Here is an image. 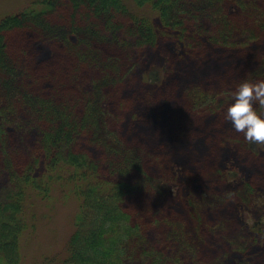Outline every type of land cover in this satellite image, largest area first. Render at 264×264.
I'll return each mask as SVG.
<instances>
[{"label":"trees","instance_id":"trees-1","mask_svg":"<svg viewBox=\"0 0 264 264\" xmlns=\"http://www.w3.org/2000/svg\"><path fill=\"white\" fill-rule=\"evenodd\" d=\"M225 1L30 0L21 11L0 17V156L3 157L0 158L3 159L0 174L6 176L0 187V264H23L28 246L39 233L40 212L45 208V216L48 211L57 213L60 205L73 209L68 235L62 239L63 247L54 253H42L34 264H178L176 239L182 236L186 244L190 235L185 218L181 216L176 233L171 234L174 239H171L168 220L176 211L161 207L165 212L161 213L163 218L156 216L153 220H148L143 211V208L159 209L157 191L167 189V181L157 180L144 172L138 148L125 147L116 137L111 138L116 133L108 128L106 116L109 113L103 98L105 86L114 81L106 72L113 73L118 69L121 59L114 57L115 54L103 57L101 49L104 43L132 49L155 47L164 32L176 42L188 40L192 33L207 30L202 19H208L210 13L219 26L215 40L223 44L211 59L221 65L229 60L237 61V57L246 63L254 58L253 62L263 67L264 36L232 42L230 37L239 28L230 14L219 9ZM262 17L264 19V15ZM262 28L264 30V24ZM243 31L250 34L247 29ZM29 32L31 34L26 37ZM53 36L59 45L55 54L53 47L44 40ZM19 40L30 41L35 50L32 56L40 58L44 72L40 80L30 72L32 67L23 62L31 46L22 48V45L17 50L15 44ZM205 41L215 49L214 52L217 51L213 38ZM61 67L67 72L52 74ZM89 67H98L105 75L83 79L92 83L91 90L83 95L72 85L83 81L79 77L83 69ZM253 75L264 76L260 66L250 77ZM143 78L144 83H150L147 73ZM245 78L249 76L238 78L235 86ZM225 80L226 75L223 82ZM231 82L218 92L203 89L194 93L190 106L185 105L172 113L180 120L175 123L172 120L166 128L180 140L190 135L191 129L185 121L188 117L196 115L202 123L208 118L210 124L207 125L197 127L196 122L192 123L202 129L193 134L212 143L205 160H214L211 166L217 176L214 186L222 187L228 183L237 191L244 180L237 186L231 180V171L238 169H233L236 167L229 159L233 148L227 147L230 145L227 137L247 140L243 133L235 131L229 120L213 124L214 119L224 115L231 100L235 88L227 87ZM137 99L143 112L134 113L131 118L137 126L149 129L150 125L142 119L148 120L154 111L145 99ZM28 113L32 114V120H27ZM12 121L15 125L8 129ZM19 130L23 136L33 130L37 140L32 146L28 143L29 152L16 155V150L20 152V145L27 140H15L13 132ZM153 140L159 139L153 137ZM97 144L119 154L123 161L116 167L105 165L87 149H81L86 146L95 149L93 146ZM246 167L243 165L245 172ZM200 171L204 169L200 168ZM133 173L140 174L135 181L129 179ZM251 174L249 169L246 176ZM146 186L150 188H142ZM131 205H142L139 206L141 211ZM235 212L241 222L240 212ZM236 217L225 219L231 221ZM257 224L247 228L258 233L256 229L260 226ZM191 246L194 245L191 243ZM261 249L252 250V256H260ZM247 251H238L240 261L244 260L241 253ZM231 252V247L225 245L222 259L228 261L229 256L234 259Z\"/></svg>","mask_w":264,"mask_h":264},{"label":"rangeland","instance_id":"rangeland-1","mask_svg":"<svg viewBox=\"0 0 264 264\" xmlns=\"http://www.w3.org/2000/svg\"><path fill=\"white\" fill-rule=\"evenodd\" d=\"M29 2L30 0H0V17L21 11ZM219 9L224 14H230V18L239 28L235 35L230 37L232 42L238 43L250 36H264L262 28L264 0H227ZM202 20L206 24L207 30L198 32L200 34L192 33L188 40L181 38V41L176 42V39L164 32L155 47L132 49L119 47L115 43L102 45L103 57L115 54L114 57L121 59L118 69H115L113 73L106 72L114 81V83L105 86L106 94L103 98L104 103H107L105 110L109 113L106 116L109 122L108 128L116 133L115 136L111 135L112 139L116 137L125 147L133 146L140 150L141 160H143L141 166L145 173L157 180L167 181L165 182L167 189L162 192L157 191L160 195H158L159 209L155 211L143 208V211L147 214L148 220H153L156 216L158 219L163 218L161 213L165 212L161 207L166 208V211H176V214L168 220L170 226L167 227V230L171 239H174L171 234H175L178 229L177 224L180 223L178 221L181 220L182 215L184 216L191 236H188L186 244L181 238L182 236L176 239L178 247L175 255L180 257L178 264H240L241 262L257 264L259 261L264 262V145L249 144L242 138L227 137L230 143V145L226 143L227 147L233 148L232 156L229 159H232L233 165L236 167L233 169H238V171H231V180L234 186L244 180L236 191L228 183L222 184V187L214 186L213 181L217 178L211 169L214 160L212 158L213 161L205 160V157L209 156L212 143L204 142L200 135L193 134L200 131L201 128H197L200 125L210 124L208 118L204 120L205 123H202L196 115L188 117L189 119L185 121L191 129L190 135L184 136L180 140L166 128V125L170 124L172 120V123L180 120L172 113L185 105L190 106L198 91L206 89L218 92L230 81L232 82L227 87L235 86L237 79L244 75L252 79H264V76L253 75L250 77L251 72L257 70L259 66L264 73V66L254 63V58L246 63L237 57V61L229 60L221 65L212 60L211 55L217 54L223 46L222 42H217L215 38V32L219 26L213 21L210 13L208 19ZM243 29L249 30L250 34H245ZM29 34L31 33L26 34V37ZM53 37L43 39L48 46L53 47L55 54L59 45L56 43L55 36ZM71 37L75 40L73 36ZM211 38L217 44L216 52L205 41ZM192 40L195 41L190 42ZM194 44L200 46L196 47ZM25 45L31 46V51L24 55L23 62L32 67L30 72H33L35 77L37 75L40 80L44 76V72L41 70L40 58L32 56L35 53L32 43L19 40L15 47L18 50L21 46L24 48ZM66 72L67 70L61 67L52 74L62 75ZM101 73L102 70L98 67L84 68L79 79L105 75V73ZM146 73L153 82L144 83L143 76ZM225 75L226 80L223 82ZM79 82L78 85L76 83L72 85L75 86L74 89L78 93L84 95L88 90H91L92 83L90 81ZM137 98L149 102L148 105L152 106L154 111V114L149 116V121L145 117L142 119V122L150 125L149 129L137 126V123L133 122L131 118L134 113L143 112ZM186 112L190 111L186 110ZM29 113L26 114L27 120H32V114ZM224 120V115H221L214 119L213 124L216 125L217 121L223 122ZM194 122L197 127L192 125ZM14 125L13 121L10 122L8 129ZM20 132L21 130L13 132L15 140L19 142L24 138L27 140L20 145V152L16 150V155L18 153L21 155L23 151L29 152L28 143L32 146L33 142L37 140L33 130L27 131L25 136ZM153 137H158L159 140L154 141ZM93 147L95 149H91L89 146L81 147V149H87L96 160L102 161V164L105 165L110 164L116 167L120 161H123L119 154L109 151L104 146L97 144ZM236 151H238L237 155ZM0 158L3 157L0 156ZM238 162L239 165H237ZM2 163L3 159L0 160V169ZM243 165H247L246 172L249 169L250 173L252 172L250 177L246 176ZM200 168H203L204 171H200ZM174 171H177V174ZM139 175L133 173L129 179L135 181ZM239 177L241 178L239 179ZM5 181V174H0V187ZM142 188L149 189L150 187ZM131 206L135 210L141 211L139 206L142 205ZM57 209H59L57 213L48 211L46 216L47 209L43 208L40 212L39 233L28 246L23 264H34L35 259L37 260L42 253H54L62 249L64 242L62 239L68 235L69 216L73 209L68 205H60ZM158 210L159 212H157ZM236 210L240 212L243 222H240V219L235 216ZM230 217H236V219L231 221L225 219ZM232 222L237 224H229ZM256 223H258L257 226H260L256 229L258 233L247 228V226L256 225ZM201 225L204 227L201 228ZM222 238H226V240L222 242ZM191 243L194 245L193 247ZM225 245L228 248L231 247V255L235 256L234 259L230 256L228 261L222 259L221 254L225 252ZM256 249H261L260 256L259 254L252 256L254 253L252 250ZM240 250H249L241 253L244 257L243 261H240L242 260L238 253Z\"/></svg>","mask_w":264,"mask_h":264},{"label":"clouds","instance_id":"clouds-1","mask_svg":"<svg viewBox=\"0 0 264 264\" xmlns=\"http://www.w3.org/2000/svg\"><path fill=\"white\" fill-rule=\"evenodd\" d=\"M236 132L250 144L264 145V79L245 78L231 93L224 112Z\"/></svg>","mask_w":264,"mask_h":264}]
</instances>
